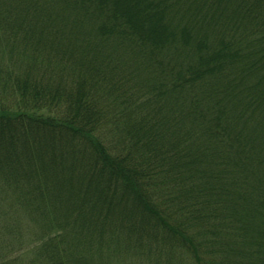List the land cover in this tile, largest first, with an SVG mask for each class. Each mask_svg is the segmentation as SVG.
Returning <instances> with one entry per match:
<instances>
[{
  "label": "trees",
  "instance_id": "trees-1",
  "mask_svg": "<svg viewBox=\"0 0 264 264\" xmlns=\"http://www.w3.org/2000/svg\"><path fill=\"white\" fill-rule=\"evenodd\" d=\"M0 264H264V0H0Z\"/></svg>",
  "mask_w": 264,
  "mask_h": 264
}]
</instances>
